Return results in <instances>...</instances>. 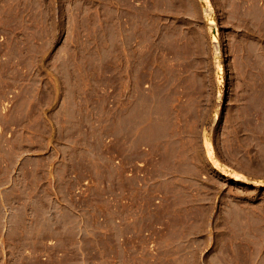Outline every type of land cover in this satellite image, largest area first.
<instances>
[{
    "label": "rangeland",
    "instance_id": "rangeland-1",
    "mask_svg": "<svg viewBox=\"0 0 264 264\" xmlns=\"http://www.w3.org/2000/svg\"><path fill=\"white\" fill-rule=\"evenodd\" d=\"M0 264H264V0H0Z\"/></svg>",
    "mask_w": 264,
    "mask_h": 264
},
{
    "label": "crops",
    "instance_id": "crops-1",
    "mask_svg": "<svg viewBox=\"0 0 264 264\" xmlns=\"http://www.w3.org/2000/svg\"><path fill=\"white\" fill-rule=\"evenodd\" d=\"M146 95V94H144ZM148 96V95H147ZM138 105H140V102H138ZM151 110V108L149 106L147 107H142V113H143V122H142V127L141 125L138 126L139 130H143V132L145 130H149V127H150V123L155 120H158L160 117V119H162L163 121H165V123L169 124V127H173L172 129V132H173V136H175V129H174V126H175V122L171 120V115L170 113L168 112H164V115L160 116L159 118H155V117H150L149 115V111ZM90 124H93L96 122V119H94L93 117H90L89 118V121H88ZM171 133V131L169 130V134ZM90 156H92L90 154ZM103 156V154H102ZM91 164V163H90ZM93 165V164H92ZM117 168H119V166H117ZM76 177V174L75 173H71L69 176L63 178V182H66V183H70V184H73L74 186H76L79 182L77 180V177ZM61 181V182H62ZM78 182V183H77ZM74 188V187H73ZM110 188L109 185L106 186V189ZM60 191V187L58 189ZM73 191V189H72ZM72 191L71 193H69L68 195L64 196L63 194L61 195L60 198H58V203L56 204V208H57V212L55 211V213L53 215H51V209L52 207H48V215L50 217H53L54 218V215H55V218L57 220V222L59 224H61V226L64 228L66 225H69L72 227V229L74 228L75 230L77 229V232H78V228H79V217L78 215L75 213V208L78 204V201L74 198V195L72 194ZM48 201L49 203L54 201V198H48ZM83 212L85 214L86 217H88V214H91L93 212H95V203L94 201L92 200V198L90 197H85L83 200ZM103 203L105 204H108L107 201H104ZM51 204V205H52ZM161 203H158V204H153V207H151L150 204L148 205H144L142 204V209L144 211L145 214H151V210H153V213H155L156 211L160 210L164 204L160 205ZM159 205V206H158ZM155 211V212H154ZM139 213H141L139 211ZM142 214V213H141ZM50 217H48V219H51ZM127 232H131L130 236L133 237V235L136 234V231L132 230H126V233Z\"/></svg>",
    "mask_w": 264,
    "mask_h": 264
},
{
    "label": "built area",
    "instance_id": "built-area-1",
    "mask_svg": "<svg viewBox=\"0 0 264 264\" xmlns=\"http://www.w3.org/2000/svg\"><path fill=\"white\" fill-rule=\"evenodd\" d=\"M116 163H119V159L115 160ZM144 161H140L137 163L138 167H143L144 166ZM136 174V175H143V171H134L132 168L129 167L127 174L128 175H132V174ZM92 183L93 181L91 180L90 177H85L81 182H79L73 189L72 194L74 195V198L78 201V204L75 208V213L78 215L79 217V228H78V234L79 236H81L83 233H86V227H87V223L88 221H94V224H101V227H99V231L102 233L107 232V229L104 227L105 226V221H106V215L105 213H107V206L105 203H103L104 201H107V203H111L113 205H115L117 202V200L113 199V196L111 195V193L109 192H105L103 194V199L104 201H94L95 203V212L88 214V217L85 216L84 212H83V202L82 200L85 197H91L92 196ZM142 182H138V185H142ZM121 202H125V199H122ZM160 202V198L157 197L154 199V203L158 204ZM129 221H132L133 217L132 216H127V218ZM125 220L124 217H122V215L117 214L115 216V222L117 224H121L123 221ZM103 224V225H102ZM128 235L131 234V232H127ZM145 235H150L149 231H144ZM152 242V241H151ZM150 242V243H151ZM152 246V245H151Z\"/></svg>",
    "mask_w": 264,
    "mask_h": 264
},
{
    "label": "bare ground",
    "instance_id": "bare-ground-1",
    "mask_svg": "<svg viewBox=\"0 0 264 264\" xmlns=\"http://www.w3.org/2000/svg\"><path fill=\"white\" fill-rule=\"evenodd\" d=\"M203 1H204V4L206 5V1L207 0H203ZM213 36H214V39L213 38L212 39L215 40L216 39V34H214ZM220 69H221V66L218 68L219 72H220ZM222 80L223 79L220 77L217 82L220 84ZM206 157L211 161L212 165L215 168H218L220 170V172H222V173H224L226 175H229L231 177V179H233L235 181H241V182H251L252 181V180L250 181L246 176H244L242 174H239V173H236V172H228V171H226V169H224L223 167H221L219 165L218 161L213 157V155H212L210 150H208L206 152ZM252 182H255V181H252Z\"/></svg>",
    "mask_w": 264,
    "mask_h": 264
}]
</instances>
